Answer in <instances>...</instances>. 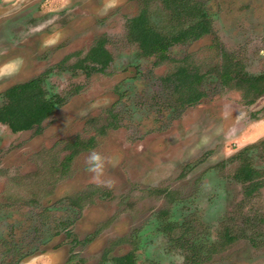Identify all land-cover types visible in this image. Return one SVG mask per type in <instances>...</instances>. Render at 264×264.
I'll return each mask as SVG.
<instances>
[{
    "label": "rangeland",
    "instance_id": "obj_1",
    "mask_svg": "<svg viewBox=\"0 0 264 264\" xmlns=\"http://www.w3.org/2000/svg\"><path fill=\"white\" fill-rule=\"evenodd\" d=\"M195 1L213 33L158 63L127 39L126 23L146 9L156 29L176 32L159 0H0V65L24 61L0 79V106L7 88L39 75L63 100L40 133L0 124V264L24 254L18 264H112L129 252L135 264H187L189 245L210 248L226 230L235 240L201 264H264V186L246 198L231 160L264 181V95L245 105L216 73L225 53L264 75V0ZM97 39L112 59L103 72L85 60ZM177 65L205 74L195 105L178 107L167 81ZM91 138L65 169L68 144ZM93 149L116 162L105 168L110 188L86 171ZM84 192L82 209L69 202Z\"/></svg>",
    "mask_w": 264,
    "mask_h": 264
},
{
    "label": "trees",
    "instance_id": "obj_2",
    "mask_svg": "<svg viewBox=\"0 0 264 264\" xmlns=\"http://www.w3.org/2000/svg\"><path fill=\"white\" fill-rule=\"evenodd\" d=\"M172 14L176 21L177 31L166 34L149 23V15L145 9L135 17L129 19L126 27L127 39L138 45L141 56L155 57L158 63L171 60L168 49L175 44L196 41L213 33L211 21L202 4L193 0H159ZM223 62L219 67V78L223 85L233 86L242 91L244 104L250 105L264 95V75L253 76L241 70L237 63H233L225 53H222ZM95 64L94 71L103 72L111 62V56L104 47L103 39L91 47L85 60ZM205 74L177 65L167 80L177 96L178 107L197 104L205 93L201 90V83ZM5 103L0 106V123L6 125L12 133L34 130L40 133L42 122L48 119L61 106L63 100L59 97L48 96L41 86L40 79H33L27 83L13 85L3 92ZM95 139L87 141L77 139L68 144L70 154L65 158L64 168L80 152L87 151L95 146ZM249 162L242 163V167L235 174L236 179H247L255 175ZM89 194L80 193L69 198V202L82 209L83 202ZM80 202L82 204H80ZM27 255H22L25 258ZM15 261L18 264L21 260ZM118 264H134L132 255L115 258Z\"/></svg>",
    "mask_w": 264,
    "mask_h": 264
},
{
    "label": "flooded vegetation",
    "instance_id": "obj_3",
    "mask_svg": "<svg viewBox=\"0 0 264 264\" xmlns=\"http://www.w3.org/2000/svg\"><path fill=\"white\" fill-rule=\"evenodd\" d=\"M143 10V9H142ZM146 10V9H145ZM147 11V10H146ZM148 13V12H147ZM149 15V14H148ZM129 19H131V18H129ZM129 19L127 20V23H126V27H127V25H128V21H129ZM151 25V24H150ZM99 40H101V39H97L95 42H98ZM176 45V44H175ZM174 46V45H173ZM172 47V46H171ZM91 49V48H90ZM88 55V54H87ZM112 60V59H111ZM33 79H40L41 80V86H42V88L44 89V87H43V84L45 83V76L44 75H39V76H37V77H35V78H33ZM33 79H31V80H33ZM31 80H29V81H31ZM29 81H26V82H23V83H27V82H29ZM18 84H22V83H18ZM14 85H17V84H14ZM13 86V85H12ZM11 87V86H10ZM9 87V88H10ZM8 89V88H7ZM6 89V90H7ZM45 90V89H44ZM46 91V90H45ZM47 93H49V91H47ZM3 94V93H2ZM2 96V98L4 99V97H3V95H1ZM49 96H52V97H59V96H57V95H52V94H50L49 93ZM60 98V97H59ZM256 101V100H255ZM254 101V102H255ZM253 102V103H254ZM4 103H5V100H4ZM3 103V104H4ZM252 103V104H253ZM2 104V105H3ZM251 105V104H250ZM58 108V107H57ZM56 108V109H57ZM47 120V119H46ZM44 122V121H43ZM43 122H42V124H43ZM1 124V123H0ZM1 125H4V124H1ZM4 126H6V125H4ZM7 127V126H6ZM9 129V128H8ZM10 130V129H9ZM29 131H31V130H29ZM34 131V130H33ZM11 132V131H10ZM23 132H25V131H23ZM12 133V132H11ZM17 133H19V132H17ZM238 160L239 162H240V164H239V166H238V168L236 169V171H235V173H234V179L236 180V181H238V182H240L242 185H244V188H243V195L246 197V198H249V197H251L255 192H257L259 189H261V187H263L264 186V181L261 179V172L260 171H258L257 169H255L254 168V166H252V164L250 163V165H251V169L252 170H254V171H256V174L255 175H251L249 178H247V179H245V180H243V179H236L235 178V174H236V172H237V170L238 169H240L241 167H242V163H244V162H241L240 161V155H238V157H236V156H234V157H232V159L231 160ZM181 225V224H180ZM235 240V237H234V235L233 234H231V232L229 231V230H226V231H224L223 232V235H222V237L220 238V240L217 242V243H215L214 245H212L210 248H207V247H203V246H201V247H199L200 245H196V247H194V246H192V245H189V247L186 249L187 251H189L188 252V254H189V256L188 257H185V262L187 263V264H201L202 262H205V261H203V260H207L209 257H207V256H209V255H214V254H216L217 252H221V251H223V250H225V248L227 247V245H229V244H231L233 241ZM186 243H189V242H186ZM201 248L203 251H205V252H207V253H205L206 254V258L204 259V258H201V257H199L198 255H205L204 254V252L203 251H201V250H199L198 248ZM125 255H132V258H133V261H134V256H133V254L132 253H127V254H125ZM125 255H123V256H125ZM118 257H122V256H118ZM118 257H114L112 260H113V262H112V264H118V263H116L115 261H114V259L115 258H118ZM134 264H135V261L133 262ZM66 264H70V263H66Z\"/></svg>",
    "mask_w": 264,
    "mask_h": 264
},
{
    "label": "clouds",
    "instance_id": "obj_4",
    "mask_svg": "<svg viewBox=\"0 0 264 264\" xmlns=\"http://www.w3.org/2000/svg\"><path fill=\"white\" fill-rule=\"evenodd\" d=\"M116 0H110L109 5L107 7H115ZM24 64L23 58L16 57L7 63L0 65V79L10 78L22 69ZM83 115H87L86 112L82 113ZM86 163V171L91 174V180L98 187H112L113 182L111 180H104L103 177L105 175L106 166H116V162L110 159H106L100 152L95 149L89 152V155L85 161Z\"/></svg>",
    "mask_w": 264,
    "mask_h": 264
}]
</instances>
